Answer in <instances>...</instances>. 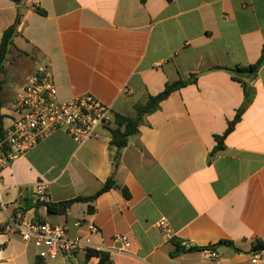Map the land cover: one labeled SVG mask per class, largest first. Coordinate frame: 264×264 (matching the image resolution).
<instances>
[{"label":"crops","instance_id":"0c3cea01","mask_svg":"<svg viewBox=\"0 0 264 264\" xmlns=\"http://www.w3.org/2000/svg\"><path fill=\"white\" fill-rule=\"evenodd\" d=\"M18 14L3 76V128L13 97L39 64L50 66L59 101L90 94L126 117L167 84L197 79L144 118L116 168L113 121L83 143L55 132L0 172V264H34L35 248L14 227L19 215L67 226L70 236L85 234L75 221L95 223L92 244L112 264H252L255 242L264 241V66L244 79L252 101L212 152L245 100L224 69L259 59L264 0H0V40ZM23 69L27 75L19 76ZM112 175L120 188L64 215L42 206L22 214L38 201V186L46 189L43 202L58 203L94 195ZM161 218L169 237L157 227ZM117 235L131 241L128 252L114 243ZM222 241L231 245L218 246L216 259L188 250ZM98 262L79 252L54 264Z\"/></svg>","mask_w":264,"mask_h":264},{"label":"built area","instance_id":"2783aa9c","mask_svg":"<svg viewBox=\"0 0 264 264\" xmlns=\"http://www.w3.org/2000/svg\"><path fill=\"white\" fill-rule=\"evenodd\" d=\"M9 113L10 124L0 135V172L55 132L63 131L75 142L83 143L99 138L97 129L109 127L114 121L112 108L90 94L59 101L48 64L36 67L13 97ZM36 197L40 202L45 201L44 186L37 187ZM14 227L22 241L35 248L34 264H54L59 257L86 253L88 250L102 251L92 244L93 235L99 233L98 226L93 222L75 221V229L85 230V234L75 236L68 234L67 226L33 222L20 215ZM157 227L169 237L166 219L161 218ZM113 241L120 245L119 250L122 252H128L131 248V241L127 236L117 235ZM209 256L216 259L220 254L210 251ZM250 262H264V249L253 251Z\"/></svg>","mask_w":264,"mask_h":264},{"label":"trees","instance_id":"16d2710c","mask_svg":"<svg viewBox=\"0 0 264 264\" xmlns=\"http://www.w3.org/2000/svg\"><path fill=\"white\" fill-rule=\"evenodd\" d=\"M16 4L21 3L24 0H10ZM142 3L145 2V0H140ZM37 13L40 15H45V12L42 9H36ZM20 22V15L16 17V20L12 25H10L7 29H5L2 33L1 40H0V110L3 106L2 101V89H3V76L6 74V67L5 63L8 60V56L11 53L12 47H13V39L15 36H17V27ZM264 66V46L261 48L260 57L259 59L250 65L247 66H236L232 69H224L228 73H230L231 77L239 82L243 89H244V103L240 107V109L237 111L234 119L228 123V127L225 131V133L222 136H216L215 139L217 141V145L214 148L212 153L217 152L219 149L223 147V140L227 134H229L233 128L235 123L240 119V116L244 112V110L248 107L250 102L252 101V92L249 88V83H246L244 79H248V81H251L255 79L257 72L259 69ZM220 69V68H217ZM197 79V75H191L189 79L187 80H180L173 83H169L165 86L164 90L160 92L157 95L154 96H148L143 103H137L134 105L135 110V116L134 117H126L119 114L114 115V122L116 124V128L111 130L112 135V144L117 148L116 156L114 158V167L116 168L122 150L127 146L129 139L138 134L140 126L144 122V118L147 115H150L157 111L160 108V104L162 101H164L170 94L173 92L181 89L182 87L194 83ZM3 126H2V117L0 115V135L3 133ZM120 188L116 185V180L114 176L112 175L109 177L105 183L103 184L102 188L91 196L86 197H77L72 200L58 202V203H52V202H36L35 204H31L29 207H25L22 211L25 213L30 208L34 207H44L46 209V213L48 215H64L67 213L68 209L75 203H89L93 202L98 198L101 194L111 190L112 188ZM122 193L125 197H128L126 188H121ZM42 222V221H40ZM220 245H231V243L227 241H222L220 243H217L215 245H209L206 247H189V251H199V250H209V251H215L216 248ZM177 248L179 249V245L177 244ZM264 249V241L257 240L254 244L253 250H259ZM92 257H98L99 262L98 264H110L109 257L107 253L102 251H95V250H88L86 252V259H90Z\"/></svg>","mask_w":264,"mask_h":264},{"label":"rangeland","instance_id":"374dc122","mask_svg":"<svg viewBox=\"0 0 264 264\" xmlns=\"http://www.w3.org/2000/svg\"><path fill=\"white\" fill-rule=\"evenodd\" d=\"M11 61V60H10ZM12 62V61H11ZM18 75L19 76H25V75H27V71H26V69H23L22 71H20V72H18ZM13 85L15 86V83L13 82Z\"/></svg>","mask_w":264,"mask_h":264}]
</instances>
